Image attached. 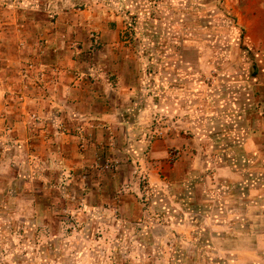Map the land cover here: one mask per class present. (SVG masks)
Masks as SVG:
<instances>
[{
    "label": "rangeland",
    "instance_id": "1",
    "mask_svg": "<svg viewBox=\"0 0 264 264\" xmlns=\"http://www.w3.org/2000/svg\"><path fill=\"white\" fill-rule=\"evenodd\" d=\"M239 17L234 0H0V264H264V39ZM155 140L189 181L150 170Z\"/></svg>",
    "mask_w": 264,
    "mask_h": 264
},
{
    "label": "crops",
    "instance_id": "2",
    "mask_svg": "<svg viewBox=\"0 0 264 264\" xmlns=\"http://www.w3.org/2000/svg\"><path fill=\"white\" fill-rule=\"evenodd\" d=\"M234 4L239 9L240 17L238 18V22L242 25V31L243 36L245 39L253 40V39H264V0H234ZM49 50V49H48ZM264 53V52H263ZM45 55H48L47 49H45L44 52ZM44 55V56H45ZM253 55L255 57V60L257 61L260 68L264 67V56L261 53V51H255L253 52ZM48 65V63L46 62ZM49 66V65H48ZM48 68V67H47ZM233 103V102H232ZM239 111H243L244 108L241 106H237ZM226 118L231 120H235L238 116H240V113L238 111L236 113H233L231 115H228L226 113ZM167 142L166 140H155L153 141L149 146V152L148 154L150 157L154 158L155 161L149 163L150 170L156 171V174L158 175L160 173L166 174V177H171V181L178 182L179 184H184L185 181H189L190 175L186 177L188 172V166L190 165L189 160H187L186 154L183 155V158L174 160V161H168L167 160ZM165 178V177H164ZM256 180H260L259 176H255L250 181L256 182ZM262 183V182H261ZM168 184L172 185L169 181ZM156 191H153L155 193ZM191 190L186 189L184 190L183 196L180 198L185 203H189L188 201L191 200ZM159 199L163 201L162 194H158ZM241 195H245V190L241 191ZM241 196V197H242ZM244 197H242L243 200ZM264 202V199L262 200ZM225 203V202H224ZM227 209L226 205H222L221 207L216 209V212L213 213L214 216H220L224 213ZM218 210V212H217ZM207 211H205V214ZM216 218V217H215ZM240 224V226H250V222L248 218L243 214L240 217L235 218ZM264 244H257L255 251L252 256H250V259L248 262H255V259L259 257L260 252H263ZM261 252V253H262ZM232 263L229 264H239L238 260H235L234 258L231 259Z\"/></svg>",
    "mask_w": 264,
    "mask_h": 264
}]
</instances>
